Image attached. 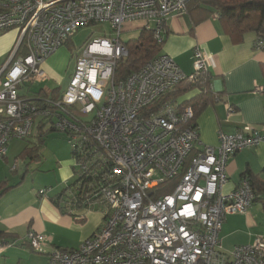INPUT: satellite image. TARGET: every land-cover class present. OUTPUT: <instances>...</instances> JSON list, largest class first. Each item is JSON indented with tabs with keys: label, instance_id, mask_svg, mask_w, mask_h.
Masks as SVG:
<instances>
[{
	"label": "built area",
	"instance_id": "obj_1",
	"mask_svg": "<svg viewBox=\"0 0 264 264\" xmlns=\"http://www.w3.org/2000/svg\"><path fill=\"white\" fill-rule=\"evenodd\" d=\"M190 1L0 0V33H18L0 65V157L10 140L27 139L34 130L39 136L47 130L63 134L73 150L81 203L105 207L93 234L77 248H53L45 264H264L261 237L230 251L219 239L224 217L244 214L253 203L248 175L222 191L227 161L264 144V124L220 130L210 146L199 137L191 106L160 101L180 82L207 72L197 48L189 74L159 53L125 79L114 77L116 62L127 55L120 38L124 24L152 29L161 42L167 17L185 12ZM98 22H107L113 36L93 38L80 50L62 93H19L47 78L40 65L78 28ZM253 47L263 50L264 38ZM159 185L172 189L159 194ZM25 241L36 253L48 244L45 234L33 230ZM18 243L0 236V254Z\"/></svg>",
	"mask_w": 264,
	"mask_h": 264
},
{
	"label": "crops",
	"instance_id": "obj_2",
	"mask_svg": "<svg viewBox=\"0 0 264 264\" xmlns=\"http://www.w3.org/2000/svg\"><path fill=\"white\" fill-rule=\"evenodd\" d=\"M17 35V31L12 30L2 38L0 58L13 47ZM256 37L250 32L237 42L231 40L215 16L195 22L192 13L185 11L172 13L166 19L160 53L169 55L184 73L189 74L192 72L193 49L197 48L206 60L211 90L218 95L195 117L199 137L206 145L217 144L220 130L233 133L244 125L257 127L264 124V49L253 47ZM30 93L36 92L29 88ZM18 140L22 139L10 140L7 153L0 157V189L10 187L0 195V236L17 240L16 246H28L25 238L30 230L45 234L48 244L41 253L45 259L53 248H77L100 227L104 205L93 203L87 207L82 203V207L62 212L54 198L73 179L60 182L56 190L52 186L36 188L33 178L28 180V174L30 165L43 159L42 148L38 152L39 158L29 161L21 153L38 143L36 133L24 139L23 145ZM45 143L46 139L43 146ZM225 172L224 193L233 190L245 172L264 178V144L232 155ZM43 188L49 190L45 195H39L38 191ZM94 206L100 209H94ZM256 237L264 240V207L260 203H253L244 214L224 217L219 231L224 251L250 244ZM16 246L7 248L1 255Z\"/></svg>",
	"mask_w": 264,
	"mask_h": 264
},
{
	"label": "trees",
	"instance_id": "obj_3",
	"mask_svg": "<svg viewBox=\"0 0 264 264\" xmlns=\"http://www.w3.org/2000/svg\"><path fill=\"white\" fill-rule=\"evenodd\" d=\"M186 11L192 13L195 22L216 15L221 22L223 31L235 42L241 40L245 33L250 32L257 36L256 39L264 38V0H191ZM162 43L163 39L158 42L154 38L152 29L142 27L136 29V35L124 41L127 55L116 62L114 77L117 80L125 79L132 71L139 69L145 62L157 56L161 51ZM57 93L56 90L47 93L43 89H39L36 93L29 94L27 88V91L22 95L36 98L48 95L55 96ZM217 96V92L211 90V76L207 71L200 73L194 81L184 80L180 82L166 92L160 101L176 99L182 105L191 106L194 113L193 123L195 124V117L205 106L213 103L218 98ZM44 136L45 134L43 136L36 135L38 143L23 150L21 155L29 161L39 158L38 152L44 143ZM72 154L73 150H71V157ZM243 175L250 177L253 203H260L264 207V178L251 175L248 172L243 173ZM75 185V180H72L54 198V203L64 213L70 212L69 210L74 207H82L81 199H79L81 192L75 188ZM8 188L10 187H2L0 195ZM171 189L172 186L166 185L156 187L159 194H166ZM74 192L76 193L72 195ZM79 220L82 221V218Z\"/></svg>",
	"mask_w": 264,
	"mask_h": 264
},
{
	"label": "rangeland",
	"instance_id": "obj_4",
	"mask_svg": "<svg viewBox=\"0 0 264 264\" xmlns=\"http://www.w3.org/2000/svg\"><path fill=\"white\" fill-rule=\"evenodd\" d=\"M12 30L15 29H9L0 33V49H2L3 45L2 38ZM135 35L136 27L130 23L124 24L120 35L121 40L123 42L127 41ZM112 36L113 31L107 22L92 23L78 28L68 41L59 46L40 65V69L47 75V78L43 81L32 83L29 86L30 91L37 92L39 89H43L47 93L52 90H56L59 94L62 93L73 73L75 59L80 50L93 38H108ZM16 42L11 49L3 53L0 58V65L10 56ZM27 88L28 86L21 87L19 93L26 92ZM33 134H35V130ZM44 137L46 143L44 146L41 145L44 157L41 161H36L30 165L28 180L33 178L36 188L52 186L56 190L59 189L60 182L62 184L65 181L73 179L71 145L63 134L55 131L47 130ZM18 141H21L22 145L26 143L24 139ZM56 182H59L58 185H56ZM93 208L100 209L98 206H94ZM45 260L44 254L36 253L25 245L10 248L4 255L0 254V264H45Z\"/></svg>",
	"mask_w": 264,
	"mask_h": 264
}]
</instances>
